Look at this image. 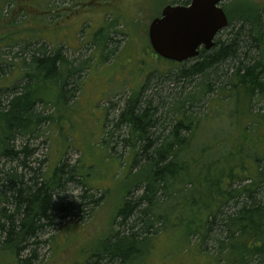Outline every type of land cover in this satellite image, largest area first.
I'll list each match as a JSON object with an SVG mask.
<instances>
[{
	"label": "trees",
	"instance_id": "16d2710c",
	"mask_svg": "<svg viewBox=\"0 0 264 264\" xmlns=\"http://www.w3.org/2000/svg\"><path fill=\"white\" fill-rule=\"evenodd\" d=\"M250 12L231 20L224 11L228 26L215 46L200 49L186 68L188 61L174 63L180 69L168 79L182 88L161 114L152 100H128L115 128L126 130L122 146L132 152L130 172H135L125 178L109 235L84 264H146L158 236L168 232L222 264H264V111H253L254 103H263L264 110V19ZM37 43L23 46L20 78L0 89V249L15 259L77 212L76 205L60 203V192L82 169L62 165L51 175L36 171L25 178L32 170L29 139L48 120L37 107L51 104L38 95L37 84L55 86L63 101L81 70L60 49ZM9 68L0 54V76ZM243 118L252 124L243 128ZM166 119L168 129L156 135ZM30 256L36 259L34 250Z\"/></svg>",
	"mask_w": 264,
	"mask_h": 264
},
{
	"label": "rangeland",
	"instance_id": "374dc122",
	"mask_svg": "<svg viewBox=\"0 0 264 264\" xmlns=\"http://www.w3.org/2000/svg\"><path fill=\"white\" fill-rule=\"evenodd\" d=\"M189 1L0 0L1 61L10 67L0 76V89L9 88L20 78L17 63L24 57L20 50L30 43L60 49L81 69L76 84L66 87L63 101L54 92L55 86L37 84L38 95L51 104L37 107L48 120L39 127V134L29 139L32 170L25 178H34L36 171L40 176L51 175L62 165L82 167L81 176L60 192V203L76 205L77 212L58 221L55 230L47 229L16 259L1 248L0 264H22L27 259L31 264H84L109 235L125 195V178L135 172H130L132 152L122 146L126 130L115 128L118 116L126 110L131 96L140 102L152 100L160 114L165 102L170 107L177 98L182 84L171 83L168 76L180 68L155 56L148 30L165 7H186ZM220 7L230 12L231 20L233 15H251V9L264 19V0H221ZM254 104V113L264 111L263 103ZM249 120L243 118V128L252 124ZM169 125V119L158 124L156 135ZM20 144L18 140L16 146ZM263 146L264 117L261 151ZM189 245L177 232L160 234L146 264H222L210 253L205 255L204 248L196 251ZM32 250L35 260L30 256Z\"/></svg>",
	"mask_w": 264,
	"mask_h": 264
},
{
	"label": "water",
	"instance_id": "95a60500",
	"mask_svg": "<svg viewBox=\"0 0 264 264\" xmlns=\"http://www.w3.org/2000/svg\"><path fill=\"white\" fill-rule=\"evenodd\" d=\"M221 0H192L184 6H167L152 20L148 42L156 57L184 63L211 50L218 34L228 26Z\"/></svg>",
	"mask_w": 264,
	"mask_h": 264
},
{
	"label": "flooded vegetation",
	"instance_id": "af4514ba",
	"mask_svg": "<svg viewBox=\"0 0 264 264\" xmlns=\"http://www.w3.org/2000/svg\"><path fill=\"white\" fill-rule=\"evenodd\" d=\"M192 0H190L188 3L185 4V6L189 5V3H191ZM94 1L89 2V4H92Z\"/></svg>",
	"mask_w": 264,
	"mask_h": 264
}]
</instances>
